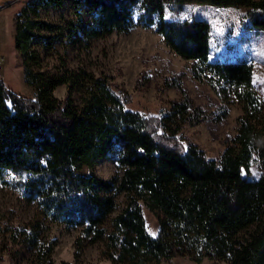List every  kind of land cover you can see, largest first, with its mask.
<instances>
[{
    "label": "trees",
    "instance_id": "trees-1",
    "mask_svg": "<svg viewBox=\"0 0 264 264\" xmlns=\"http://www.w3.org/2000/svg\"><path fill=\"white\" fill-rule=\"evenodd\" d=\"M188 4L242 8L244 30L264 32V0H31L15 16L14 46L23 82L35 97L18 96L0 80V184L19 192L27 204L36 203L38 215L0 228V262L8 255L11 264H56L57 241L48 234L58 224L79 229L75 264L84 248L98 244L100 257L111 264L174 258L264 264V140L252 120L261 105L252 86L253 67L210 61L209 24L177 19ZM65 6L71 19L64 25L42 20L43 11ZM165 9L174 20H165ZM135 26L153 27L170 51L195 62L196 79L242 104L235 146L219 162L176 137L183 126L205 119L179 81L172 85L182 99L162 117H145L125 109L128 95L116 94L107 77L67 68L63 61L55 73L39 68L40 45L49 50L67 39L86 48L93 39ZM60 86L62 100L53 96ZM116 148L120 177L102 180L82 173ZM254 154L263 170L258 180L249 178ZM121 195L126 202L116 213ZM142 206L157 217L156 237L146 229Z\"/></svg>",
    "mask_w": 264,
    "mask_h": 264
},
{
    "label": "rangeland",
    "instance_id": "rangeland-1",
    "mask_svg": "<svg viewBox=\"0 0 264 264\" xmlns=\"http://www.w3.org/2000/svg\"><path fill=\"white\" fill-rule=\"evenodd\" d=\"M29 1L0 0V80L14 94L33 99V90L23 82L21 60L14 46L13 22ZM244 13L242 8L188 4L181 7L177 19L193 17L209 24L212 40L210 61L247 62L252 65V86L261 102L252 120L264 140V32L244 30L241 24ZM138 14L139 11H136L135 18ZM164 18L174 20L168 9H165ZM70 19L68 6L42 12V20L54 25H64ZM41 47L39 68L42 71L55 73L62 69L60 61H63L67 68H83L96 76L107 77L116 94L128 95L125 109L145 117H162L169 111L172 102L182 99V92L172 85L179 81L193 106L204 111L205 119L195 126H183L176 137L185 146L195 145L206 159L216 162L220 161L228 147L235 146L233 141L239 129L238 119L245 114L242 104L233 95L216 94L205 79H196L191 74L196 67L195 62L183 60L170 51L153 27L145 29L135 26L126 32H114L105 38L91 40L86 48L71 46L67 39L57 40L49 50ZM53 96L64 99L65 87H58ZM117 157L118 148L110 153L108 159L99 161L91 170L84 168L82 173L93 172L102 180L120 177L122 170L116 162ZM262 173L257 154H254L249 178L258 180ZM125 202L123 195L116 198V213L124 207ZM142 213L148 233L156 237L157 217L145 206H142ZM37 215L36 203L27 204L19 192L0 184V228L25 224ZM78 235L79 229L51 225L48 237L57 241L52 255L56 264H75L74 241ZM100 249V244L84 248L78 264H111L100 257ZM0 264H11L10 257L5 255ZM161 264L196 263L185 258H174ZM199 264L228 263L204 260Z\"/></svg>",
    "mask_w": 264,
    "mask_h": 264
},
{
    "label": "built area",
    "instance_id": "built-area-1",
    "mask_svg": "<svg viewBox=\"0 0 264 264\" xmlns=\"http://www.w3.org/2000/svg\"><path fill=\"white\" fill-rule=\"evenodd\" d=\"M2 61H0V64H1Z\"/></svg>",
    "mask_w": 264,
    "mask_h": 264
}]
</instances>
